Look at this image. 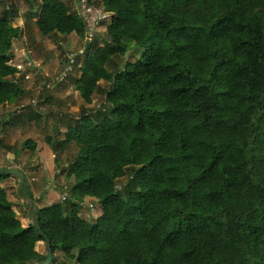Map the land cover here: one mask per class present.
I'll return each instance as SVG.
<instances>
[{
  "label": "trees",
  "instance_id": "trees-1",
  "mask_svg": "<svg viewBox=\"0 0 264 264\" xmlns=\"http://www.w3.org/2000/svg\"><path fill=\"white\" fill-rule=\"evenodd\" d=\"M40 1L42 35L85 37L86 21L65 1ZM92 2L113 15L108 43L95 40L77 60L75 89L91 105L108 83L109 114L46 137L56 164L79 147L64 169L75 185L29 226L1 185L12 175L0 171V264H52L36 249L46 239L74 264H264V0ZM4 3L0 107L25 94L12 64L24 30L13 24L15 1ZM132 44H147L142 59L111 71ZM86 198L101 205L95 223L80 215Z\"/></svg>",
  "mask_w": 264,
  "mask_h": 264
},
{
  "label": "rangeland",
  "instance_id": "rangeland-1",
  "mask_svg": "<svg viewBox=\"0 0 264 264\" xmlns=\"http://www.w3.org/2000/svg\"><path fill=\"white\" fill-rule=\"evenodd\" d=\"M19 10L24 20L23 37L15 41L13 64L25 65L27 70L26 57L29 56L33 61L38 62L37 68L29 70L31 72V80L22 79V84L28 90L24 98L14 106L6 107L0 113V124L2 127L1 134H5V120L13 119L14 116L24 118V128L32 126L38 129L37 137L41 146L45 148L38 153L37 161L33 157L26 156V151L18 154L22 160V170L26 176V183L20 182V179L14 177L10 181V185L6 186L4 182L2 187L7 189L9 201L13 204V209L17 213L18 219L22 221L23 227H27L35 222L36 211L43 207L63 201V196L67 194V200L72 195V189L75 185L74 179H68L64 169H66L73 159L76 157L79 147L73 143L69 149L59 156L58 164H56L55 156L51 148L46 144V137H54L62 140L70 126L76 125L80 119L87 114L101 113V116L109 114L110 106L106 103V93L110 85L101 82L100 88L93 96V103L88 105L81 97L80 93L75 89L76 81L81 76V71L76 68L75 73L68 80L58 85L55 89H49L47 83L55 82L57 76L66 65L65 50H77L83 46L82 39L76 35L71 38L68 35H42L36 25L34 19L37 14L33 13L40 9V0H21ZM72 9L75 6V0H63ZM19 5V4H18ZM105 14L107 23L104 24L101 31L96 35L97 45L104 46L108 43L107 27L112 21L113 15L107 13L101 8ZM146 45L132 44L129 52L124 57H117L109 64L108 68L114 73L119 72L126 62L137 63L144 56ZM23 78V75L19 79ZM37 100L36 107L31 105L33 100ZM24 106L22 109L21 107ZM37 109L41 110V118L35 119L32 114ZM33 122V123H32ZM32 123L31 125H28ZM38 126V127H35ZM15 146L10 149H16L17 153L22 149V144L28 140V135L23 136ZM3 139H0V145ZM14 147V148H13ZM8 151H12V150ZM25 149V148H23ZM22 149V150H23ZM15 153V152H14ZM19 164V161H13L6 158V153L0 154V171L9 169ZM130 172V171H129ZM128 177L122 179L119 183L124 186L128 182ZM94 205V206H93ZM80 215L83 219L95 223L97 218L102 214L101 205L96 200L90 199L87 202L78 203ZM36 249L48 255L46 241L37 244ZM52 264H74L61 251L53 255L50 263Z\"/></svg>",
  "mask_w": 264,
  "mask_h": 264
},
{
  "label": "built area",
  "instance_id": "built-area-1",
  "mask_svg": "<svg viewBox=\"0 0 264 264\" xmlns=\"http://www.w3.org/2000/svg\"><path fill=\"white\" fill-rule=\"evenodd\" d=\"M18 1V0H14ZM7 10L11 9V6L8 4L6 6ZM74 9L80 15L87 24V33L85 37L82 39L83 41V46H81L77 50H70L66 49L65 50V58H66V65L64 66L63 70L59 74L57 78V83L62 84L64 83L67 78L74 73L75 68L77 67V60L79 58L85 59L87 52L89 50V46L96 40V35L99 31H101L102 27L104 26L105 23H107L106 18H108V15L103 12V10L97 6H95L92 2V0H75V6ZM18 70V78L23 75V78L25 80H31V70L32 68L36 67V64L32 61L29 60L27 63V70L25 69V65L21 64H13ZM32 71V70H31ZM48 88H52L53 85L49 84L47 86ZM31 105L33 107H36L37 105V100H33L31 102ZM22 109L24 106L21 107ZM63 201L67 199V194L63 196Z\"/></svg>",
  "mask_w": 264,
  "mask_h": 264
},
{
  "label": "crops",
  "instance_id": "crops-1",
  "mask_svg": "<svg viewBox=\"0 0 264 264\" xmlns=\"http://www.w3.org/2000/svg\"><path fill=\"white\" fill-rule=\"evenodd\" d=\"M14 1V0H13ZM4 2H6V0H0V13L1 14H3V12H4V8H5V5L7 4V3H4ZM21 0H18V1H15V3L17 4V6H18V10H19V7H20V4H21ZM19 4V5H18ZM36 11V10H35ZM34 21L36 22L37 21V19L35 20L34 19ZM13 24H14V26H18V27H20V28H22L23 30L26 28L24 25V20H23V18L21 17V10H19V16H18V18H16V19H14V21H13ZM76 34H71V35H68V37H71V38H73L74 36H75ZM78 38H79V36L78 35H76ZM80 39V38H79ZM35 63H36V67L35 68H37L39 65H38V62H36V61H34ZM13 64V63H12ZM64 68V67H63ZM22 79L23 78H21V79H19L18 78V81H22ZM55 82H56V80H55ZM55 82H53V83H50V84H53L54 85V83ZM60 85V84H59ZM58 85H55V86H53L54 88L53 89H55L56 87H57ZM24 87V90H25V94H26V90H28V88H26L25 86H23ZM24 94V95H25ZM24 98V96H22V98L20 99V100H18V101H16V102H14V103H12V104H10L9 106H2V107H0V113L1 112H3V109L4 108H6V107H10V106H14V105H16L17 103H19V101H21L22 99ZM23 119L24 118H21V117H18V116H14V118L11 120V119H6L5 120V122H4V124H5V129H4V131L6 130V132H5V134H1V131H2V127H1V124H0V139H3L2 141V144L0 145V154H3V152L4 153H6V158L7 159H10V160H15V161H19V164L18 165H16V166H12L11 168H9V169H6V170H13V169H16V170H19V171H21L22 173H23V170H22V166H23V161L22 160H24L25 161V158H20V156H18V154H20V153H22V152H24V151H26V156H29L30 158L31 157H33L34 158V160H35V162H37L39 165H40V162H38L37 161V155H38V153H40V152H42L45 148H43V146H41V143H40V141H39V139L38 138H36L37 137V132H35L36 130H38L37 128H36V130H35V128L34 127H32V126H29V127H27V128H24L25 126H24V121H23ZM33 123V122H32ZM32 123H30V124H28V125H31ZM35 127H38V126H35ZM25 135H28V137L26 138V139H30V140H33L35 143H36V145H37V148H36V150L35 151H30V150H28V149H23L24 148V144H25V142L27 141H25L23 144H22V149L19 151V153H17V151H16V149L14 148V149H10L12 146H15L16 144H17V142H19L20 140H21V138H24L23 136H25ZM10 147V148H9ZM12 150V151H8V150ZM15 152V153H14ZM55 155H53V157H54ZM24 174V173H23ZM24 176H25V174H24ZM14 177H16V176H13L12 175V177H10V178H8V179H6V180H4L3 182L5 183V184H7L6 186L8 187V185H10V181L14 178ZM18 178V177H17ZM25 178H26V176H25ZM19 179V178H18ZM2 182V183H3ZM20 182H21V180H20ZM2 185V184H1ZM5 189V188H4ZM6 192H7V189H6ZM90 199H93V200H96V199H94V198H86L85 199V202H87L88 200H90ZM97 201V200H96ZM98 202V201H97ZM94 206V205H93Z\"/></svg>",
  "mask_w": 264,
  "mask_h": 264
},
{
  "label": "water",
  "instance_id": "water-1",
  "mask_svg": "<svg viewBox=\"0 0 264 264\" xmlns=\"http://www.w3.org/2000/svg\"><path fill=\"white\" fill-rule=\"evenodd\" d=\"M8 173L13 175V176L18 177L21 180L22 183L25 181L24 174L21 171H19V170H16V169L9 170ZM46 244H47V248H48L47 263H49L52 260V257H53V253H52V249H51V242H50L49 239H46Z\"/></svg>",
  "mask_w": 264,
  "mask_h": 264
},
{
  "label": "bare ground",
  "instance_id": "bare-ground-1",
  "mask_svg": "<svg viewBox=\"0 0 264 264\" xmlns=\"http://www.w3.org/2000/svg\"><path fill=\"white\" fill-rule=\"evenodd\" d=\"M7 5H8V4H7ZM9 5H10V4H9ZM6 10H7V9H6ZM26 60H27V63H28V61H29V60H32V59H31L29 56H27V57H26ZM32 61H33V60H32ZM33 62H34V61H33ZM34 63H35V62H34ZM35 64H36V63H35ZM36 66H37V65H36ZM71 75H72V74H71ZM58 76H59V75H58ZM58 76H57V78H58ZM57 78H56V82L54 83V85L52 84L53 86H55V85H59V84L57 83ZM67 79H68V78H67ZM24 80H25V79H24ZM66 81H67V80H66ZM66 81H65V82H66ZM65 82H64V83H65ZM49 84H50V83H47V86H48ZM62 84H63V83H62ZM53 88H54V87L49 88V89H53Z\"/></svg>",
  "mask_w": 264,
  "mask_h": 264
}]
</instances>
